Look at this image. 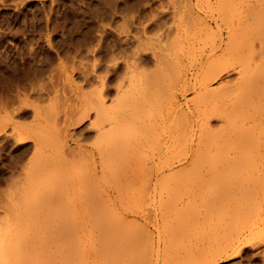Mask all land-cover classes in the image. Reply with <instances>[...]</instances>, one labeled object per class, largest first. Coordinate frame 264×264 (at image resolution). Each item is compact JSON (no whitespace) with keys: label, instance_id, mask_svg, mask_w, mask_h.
<instances>
[{"label":"rangeland","instance_id":"374dc122","mask_svg":"<svg viewBox=\"0 0 264 264\" xmlns=\"http://www.w3.org/2000/svg\"><path fill=\"white\" fill-rule=\"evenodd\" d=\"M187 4H188V2H186V0H179V1L178 0H0V197H1L0 198V264H114V263L115 264H124V263H126V261H124V260H126L125 255L127 254L126 253L127 251L125 250V253H126L125 254L123 252L124 250L122 251V248L124 249L126 247V245H128L127 248H130L131 244L129 243L130 244V246H129V244H127V243L130 241L132 243V240L133 241L135 240V242H133V246L131 249L133 252H131L130 249H128V252L131 253L133 256H134V253L137 252L135 254L137 256L136 259L137 260L139 258L142 259L141 261H139V263L136 261L137 263H135V264H140V262H141V264H144V263L145 264H161V263L162 264H168V263L169 264H180L181 262H182V264H196L198 261L199 262L197 264H206V261L204 263L203 257L205 259L206 256H204V255H206L205 253H207V249H209L208 248L209 247V245H208L209 244V240H208L209 239L208 238L209 230L207 229L209 227V225L207 223H209V222H207L208 219H206L208 217V213H207L208 209L206 210V208H204L205 206L208 208V206L204 202H206L208 194L209 193L211 194V191L214 192V190L215 189L218 190V188L220 190V189L224 188L225 185H227V183H229L228 185L230 186L231 181L229 182L226 179V176H224L222 179L223 180L226 179V181L220 180L221 182H223V183H221L222 185H220V181L218 179H216V178L213 179L212 177H208L206 173H203L205 169H202L203 172H201V174L199 173L198 176H197V174L201 169L199 171L196 170L194 172L190 171V170L188 172L187 169L185 172L184 170L183 171L179 170L178 167H175L174 170L168 169V170H166L162 173H159L157 175L158 179L159 178L160 179H159V181H156V185H158V186L155 185V191L150 189V188H152V186H150V188H148L146 190V188L149 187L148 185H153V183L150 181V178H149V176L151 174L146 173V172H145L146 175H144L145 174L144 172L139 174L138 173L139 170H138L136 172V175L138 173L139 177L136 178L134 176L136 170H133L134 173L131 172L132 170L131 171L128 170V173H126V174L128 175L130 173L129 178L131 180L130 181L131 184H129V182L126 183L125 181H124V183H126V185L127 184L131 185L130 188H133V191L129 190V191H127V193L131 191L130 193L133 195H131L130 193H128V194L126 193L128 195V198L126 197L127 200L125 199L126 201H123L122 204L110 205V203L109 204L108 203H106V204L102 203V204H97V205L92 204L93 206H91L90 204H86L84 202H82V203L78 202L77 203V202L73 201L74 202L73 203L70 201L68 203V201H66L67 204L64 202L63 204L62 203L61 204L60 203H57V204L54 203V205H53V203L50 204L49 202H40V201H36L34 199H33V202L32 201L26 202L27 200L22 202L23 200L19 201V199H17V198H16L17 200H15L16 203L13 202L14 201L13 196H16L18 194H19L18 197L19 196L24 197V194H26L27 198L30 195L32 198L34 196H35L34 198H37L36 197L37 193H39L38 195L41 196L44 193H48V192L50 193L51 191H54L53 189L58 187V186H56V184L57 185L60 184L59 185L60 187L62 185H64V183L57 182L58 179L60 178V174H59L60 168L56 163L55 164H53V163L48 164L49 166H47V167L50 169V171L48 168H46L45 172L41 173V174L40 173L38 174L34 171L35 170L34 167H36L39 164L36 162H40V160H39V156H36L35 154H33L34 148L32 149V147H34L33 146V144H34V139H33L34 135L33 134L35 131H36L35 134H37V135H39L37 132H41L40 133L41 137H43L45 135L43 137L45 144L43 141V143H42L43 145H41L40 148L38 149L40 151V153H41L42 149H43V151H45V149L48 150L49 146L50 147H51V145L55 146V144H54V143H56V142H54L55 139L52 138V137H54L53 136L54 134L50 135L49 132L51 133L52 131L50 130V128L46 129V127L48 126V124H51L53 122L51 120H54V118L56 116H58V117L63 116L62 118H64L65 117L64 115L68 114L71 110V109H68L70 107L69 105H71L70 108L74 107L76 109L81 110L80 113H83L82 111L85 110V109L83 110L84 106H87L86 110L89 106L90 110L89 109L88 110L90 112H89L88 117L86 116V118H83V120L79 118L80 119L79 122L76 123L75 125H71V127L69 129H71L70 132H72V130H73L75 138L79 139V142L81 144H85V145L90 146V147H92V145L95 144L96 141H94V140H97V137H96L97 128H95V126L97 125V123L93 124L94 122H90V121H95V118H94L95 114H93L95 112H93V110H91V105L92 104L94 105V103L97 102V100L95 98L97 96V95L95 96V94H96L95 91L101 89V88H99V86L101 83L100 81L103 80L102 77H105L103 82H105V84H106V88L102 90V91H104L103 96H106L105 98L102 96V98H104L107 102L105 105L109 106V104H110V105H114V106L117 105L118 106L119 104L121 105V103H124V102H121V103L119 102L116 104L117 100L119 101L117 95L120 96V94L124 93V92H122V90L125 91L126 87L130 86L129 85L130 83H128L129 86H124V84H125L124 81L126 82L125 85H127V82H130L129 76H126L127 72H125V71L128 70V67H127V65L129 66L128 63L133 62V60H134L133 57H135V60H136V62H133V63L140 65V66L136 65L137 70L139 71L142 69L143 72L145 71V73H147L148 71L151 72L152 70H154V68H155V71H157V68H156L157 65H155V63H156V59H158V55L156 54V56H157V58H156L153 55L154 52L160 53V55L165 56V58H168L171 56L170 58H168V59H170V62L172 63L175 60L176 62H175V64L173 63V65H176L178 63L174 67L181 66V67H179V69H181V68L185 69L186 67H187V69H191L190 68V67H192L191 64L194 63V61H195L194 59H195V57L197 58L198 55L195 51H191L189 49H188L189 51L193 52V55L191 54L192 57L188 55L191 52L189 53V51L187 50L188 47H186L187 46L186 41L189 38L194 36V34H193L194 31L196 32V33L195 32L194 33H195V35L197 34L198 39H201L206 35L208 36L209 34L205 35L204 32H203L204 36H203L202 32L200 33V30L202 28L201 24H203V22L201 21V18H202V20L205 19L206 16H208L209 18H212L213 15H218L217 13L218 12L220 13V11L222 9L220 8L221 6H219V3L217 4L215 2V0H213V1L212 0H206V1L205 0H193V2L191 4H188V6L192 5L191 8H193L192 14L189 15L190 13L184 12L187 9H189V7L186 6ZM217 6L219 7L220 11H218ZM180 10H182V13L180 12ZM189 11H190V9H189ZM175 12L176 13L180 12L181 13V14H179L180 16L179 15L177 16V14H175ZM193 13H194V15H193ZM186 14H188L189 16ZM174 15H176V17ZM195 16L196 17L198 16V17L194 18ZM178 17H181V18L179 19ZM198 18L200 20L197 21ZM209 18H206V19H209ZM178 19H179V21H178ZM194 19H196V21ZM198 22H199V24H198ZM199 26H200V29H199ZM162 27H164V28H162ZM197 30L199 31L198 33H197ZM170 31H172V32H170ZM174 31H175V33H174ZM188 32H189V34H193L192 36L190 35L189 38L187 37L189 35ZM199 34H200V36H199ZM169 35L172 38H170ZM185 37H187V38H185ZM212 37H214V36L212 35ZM204 38L207 39V37H204ZM209 38L207 40H205L207 42V45L210 44L209 42H211V40L213 41V39H211V38L209 39ZM135 39H137L140 42L135 41ZM175 39L177 41L175 42V44H173ZM185 39H186V41H185ZM263 39H264V37H263ZM141 41H142V43H141ZM143 41H144V43H143ZM167 41H168V43H167ZM170 41H172V42H170ZM200 41H198V44L196 43V45L199 46V44L202 43L201 47L207 46V45H203V42H205V41H203V40H202L203 42L202 41L200 42ZM176 43L179 45H177ZM168 44H169V46H172L174 48L169 47ZM160 47H161V49H160ZM176 47L177 48L182 47L183 50H182V48H181V50L178 49V53L176 52V54H175V51H177ZM263 48H264V45H263ZM247 49H249V48H247ZM192 50H194V49H192ZM256 50H257L256 52H258V47ZM134 51H135V54H134ZM130 52H131V54H130ZM132 55H133V57H132L133 60L131 59L132 61L129 62ZM178 55L180 56L179 57L180 59L177 57ZM256 55H259V56H256L257 60L255 63H257L260 60L259 63H263L261 65L264 68V62L261 61L262 58H263L262 60L264 61V55L261 54L262 58H261L259 53ZM193 56H195V57L193 58ZM174 57H176L177 59H175ZM171 59H172V61H171ZM190 59H192L193 62H191ZM178 60H180V61L178 62ZM157 63H158V61H157ZM218 63H221V62L218 61ZM218 63H216V65H218ZM184 64H186L185 67H184ZM261 65L258 67L260 70L262 68ZM125 67H127V68H125ZM138 67H140V68H138ZM146 67H147V69H146ZM258 68H257V74L260 73V70ZM177 69H178V67H177ZM177 69L175 68L174 70H177ZM231 70H233V69H231ZM231 70L227 71V72H229V74L227 72L223 71V73H221V75L218 78L212 80L209 83L210 88L211 87H213L214 89L216 88L217 90H220L222 93L219 91L220 93L218 92L217 94H214V97L213 96H212V98L208 97L209 102L208 101L205 102V100L207 99L206 97H205L206 99H202V101H201V98H199V100H197L198 103L201 101V103L204 104V102H205L204 105L207 106V107H205L206 109L211 107V108H209V109H211L210 111H209V109L207 110L208 112L216 110L215 111L216 114H214L213 118L210 119L209 125H208L209 127L211 125L213 127V128L211 127L212 128V132H211L212 134L210 132H208V136L206 135L207 133L205 134V136L209 137V139L211 138L210 139L211 141H209L207 143L205 142L206 149H205V147H204L205 150L202 148L203 149L202 153H205V152L207 153V151H209V150L211 152L216 153L217 151L215 149L221 150V152L224 151V153H225L227 150V149L225 150V148H228V146H229V148L234 149V150L229 149L228 151L237 152V153H238V151H245L247 148H246V146H243V145H247V144L246 143H244V144L240 143L241 140H243V138L245 139L244 142L247 140H248L247 143L249 142L247 147L249 146V144H251L250 147L253 146V148L255 149V147H257V146H254L256 142H257L256 145H258V146L260 145V142H262L264 145V137H263L264 136V134H263L264 133V120L259 121V123H257L258 121L254 122V123L252 121H245L244 120L245 123L242 121V116L244 117L246 111L244 112V110H243L244 108H240L239 105H237L239 103H237L236 99H234V96L240 91V88H239L240 85L239 84L237 85L239 89L235 85V83H236L235 80H236V78L240 77V75L238 73L235 75L236 71H234L232 73ZM96 72H97V74H96ZM141 72H140V75L143 76L144 73H141ZM261 72H262L261 76L263 77L264 76V70L262 69ZM255 73H256V71H255ZM123 74H125V75H123ZM98 75H99V77H97ZM120 75H121L122 79H121ZM252 75H253V73H252ZM83 76H85V78ZM138 76H139V74H138ZM201 76H204V75H200L199 78ZM127 77H128L127 80H129V81L126 80ZM262 77H260V78L263 79ZM100 78H102V79H100ZM227 78L229 80H226ZM230 80H232L235 83H233L232 81L228 82ZM119 81H121V82H119ZM175 82H177V81H175ZM227 83H229V84L231 83L233 86V90L235 89L236 91L235 90H234L235 92L232 90L230 91V89H232V88H229V89H226V91H225L226 93L224 94L223 89L222 90L218 89V88H221L222 85L227 84ZM173 84H174V87L176 86V90H174V88L172 90L175 91L177 94H179L177 99L180 98L179 99L180 101H183V99H186V100L190 99L191 100L192 98L193 99L195 98V94H194L195 91L194 90H190V91L186 92L185 96H182V95H180L181 92H179V90H178L179 85H177V83H174V82H173ZM119 85H120L121 89H120ZM122 86H124V87H122ZM118 87H119V89H118ZM123 88H125V89H123ZM227 92L228 93L233 92L232 94L230 93L232 96H230V94H228L229 96L226 95ZM239 93L237 95H239ZM241 94H242V92H241ZM226 96H227V98H225ZM236 96H235V98H236ZM51 97H53V99ZM123 97H124V95H123ZM123 97L122 96L119 97V98H121L120 99L121 101H122ZM202 98H204V97H202ZM230 98H231V101H229ZM47 99H49V100H47ZM94 99L96 100V102H94ZM105 100H104V102H105ZM111 100H113V101L116 100V101L113 102ZM124 100H125V98H124ZM224 100L225 101L228 100V104H226L224 102ZM216 104H217V107H216ZM218 104L220 105L221 108L219 107ZM36 105H37V107L39 106L40 109L37 108ZM123 105H125V104H123ZM224 106H226V108H223ZM251 106H252V104L250 106L248 104L247 106H242V107H245L246 108L245 110L249 111L248 112V114H249L251 109L253 110V108H251ZM34 107H36L37 109ZM55 107H56V109H55ZM78 107H80L82 109H80ZM227 107L229 109L231 108L230 110L232 112L230 110H229V112L226 111L229 113V116L228 115H227L228 117L225 116V118H228L227 120L226 119L225 120L226 121L229 120V121H228V123L225 122V124H224L223 119L219 118V116L217 117L216 115L219 114L217 111L221 110L222 108L224 110L225 109L227 110ZM252 107H254V106H252ZM43 108H44V110H43ZM213 108H214V110H213ZM218 108H220V109L218 110ZM45 109L47 112L45 111ZM47 109L48 110L50 109L52 113L50 114L49 113L50 110L48 111ZM62 109L64 111H62ZM241 109H242V112L244 115H242L241 112L238 113ZM262 109H264V108L262 107ZM37 110L39 111V113ZM79 110H75V109L72 110L71 112H72L73 116L74 115L76 116V114H74V113L78 114ZM66 111H67V113L64 114ZM221 111H220V113H223V110H221ZM32 112L33 113L35 112V113L32 114ZM45 112L47 113V115ZM262 112H260V114ZM193 113H194L193 117L192 116H190V117L192 120L195 116V118L192 121L196 123V121H197L196 111ZM213 113L214 112H212V114ZM41 114H43L44 116ZM54 114H56L55 117H54ZM34 115H36V117ZM50 115L52 116V118H50V120H49ZM225 115H226V113H225ZM240 115H242V116H240ZM11 116H12V118H10ZM39 116H41V117H39ZM46 116H48V117H46ZM262 116H264V113ZM8 118H9V120H8ZM46 118H48V119H46ZM35 119H36V121H35ZM178 119L180 122H182V121L184 122V120H185L184 119L181 121L182 118H178ZM219 119H222V121ZM74 120H75V118H74ZM74 120H73V122H74ZM77 120H78V118H77ZM77 120H76V122H77ZM240 121H242L241 124H243V126L240 124ZM30 122H32V123H30ZM39 122L42 123L43 126ZM47 122H49V123H47ZM250 122L254 124L253 125L254 127L250 126L249 130L250 129L251 130L249 131L248 128H246V126H249ZM35 123H39V124H35ZM90 124H92V125H90ZM250 125H252V124H250ZM12 126L17 127V128L13 129ZM28 126L31 129L28 128ZM40 126H42V127L40 128ZM221 127H222V129H221ZM240 127H242V128L240 129ZM243 127H244V130L246 129L245 133L243 131ZM195 128H198V126L195 125L194 129ZM258 128L260 129L259 132L256 131ZM39 129L40 130L43 129V130L40 131ZM223 129H225L224 132H222ZM254 129H255V131H254ZM208 130H210V129H208ZM241 130H242V132H241ZM261 130H263V131H261ZM43 131L44 132L46 131L47 134H45ZM219 132L221 133V135ZM237 132H238V134H237ZM213 133H215L216 135H214ZM255 133H257L259 136L256 135ZM80 134H81V136H80ZM240 134L242 137L238 136ZM245 134H246V138H245ZM15 135L18 138H16ZM20 135H22V137H20ZM93 135H94V137H93ZM187 135H188V133L183 135V136H187ZM212 135H213V138H212ZM252 135H254V136H252ZM49 136H51L50 139H49ZM110 136L108 137L109 139H110ZM155 136H157V135H155ZM181 136H182V133H181ZM222 136L224 138H226V140L228 137V140H230V141L227 140L228 142L226 141L227 143H225L224 142L225 140L223 139ZM47 138H48V140H45ZM105 138L107 139V136L103 137L102 139L104 140ZM217 138L219 140H221V139L223 140V141H219L220 145L218 147H220V146L223 147V146H225L224 144H227L225 148H221V147H220V149H218V147L216 148L217 145L215 142L217 141L216 140ZM235 138H236V140H235ZM52 139H53V141H52ZM183 139H184V137H183ZM254 139H256V142ZM156 140L157 139L155 138L154 142H156ZM208 140H206V141H208ZM233 140H235V141H233ZM238 140H239V143L241 144V145L238 144L239 147L243 146V147H245L244 148L245 150L243 149V147L242 148L240 147L241 149L238 150L239 149L238 146L235 145V143ZM104 141H107V140H104ZM183 141H184V144H186V141L185 140H183ZM183 141L181 140L179 143L183 144ZM212 141H215L214 142L215 144L211 143ZM72 142L73 141L71 140L70 143L73 146L74 144ZM89 142H91V143H89ZM157 143H159V142H157ZM160 143H162V142L160 141ZM160 143L157 145L155 144V146L154 145L152 146V144H151V146H149V147L152 148V149L150 148L151 150L155 151L156 147L158 145H160ZM179 143H177V144L175 143V145H177L176 147L178 149H175V151L173 153H170V155L172 157L168 154L167 158H166V156L159 158V159H162L161 160L162 163H166V164L168 163L169 164L170 162L177 160V158L181 154V151H183L184 147H186V145H184V144L179 145V147H178ZM208 143H209V146H208ZM210 143L213 144L214 146L212 145L213 147H211ZM230 143H232V144H230ZM233 143L236 147H234ZM262 143H261V145H262ZM203 145H202V147H203ZM147 146H146L145 152L150 153V151H149L150 149L147 151ZM209 147H211V148L208 149ZM214 147H215V149H214ZM27 148H29V149H27ZM92 148L94 149V146ZM212 148L214 150H212ZM236 148H237V150H236ZM26 150H27V152H25ZM253 151L254 150L252 149V147L250 148L249 152L246 150V152H248L249 154ZM40 153H38V154H40ZM241 153H243V152H241ZM150 155L151 154H149V156ZM173 155H176V156H173ZM19 156L20 157L23 156V157L20 158ZM35 157H36V159H35ZM50 157H52V155ZM50 157L48 156V158H50ZM18 158L20 159L21 162L19 161ZM85 159H87V160H85ZM91 159L93 161L92 156L90 158L89 155L86 158H82V157L79 158L80 161L78 160L76 163H74L76 165H74L72 167V170L69 169L70 171H68V173H70L72 171L70 174H74V173L77 174L78 172L80 174H82L86 170L88 172V169L90 171V168L93 169V164L92 165L90 164L92 162ZM159 159H157V161ZM146 161H150V160L147 159ZM159 163H160V160H159ZM175 163H177V162H175ZM85 165H87V166H85ZM82 166H85L86 168L89 167V168L86 169L84 167L85 170H83ZM90 166H92V167H90ZM112 168L116 169L115 167H112ZM112 168L109 167V169H111V170L108 169V172L112 171L113 170ZM177 169H178V171H177ZM22 172H24V173H22ZM34 172H35V174H34ZM114 172L112 174L111 173L109 174L106 171L105 172L106 175H104L105 178L106 179H110V178L114 179L116 177ZM118 172H120L121 176H122L123 170H122V172L120 170ZM195 172H197V173H195ZM131 173H133V175ZM126 174H125V176H126ZM190 174L194 175V177ZM202 174H203V176H202ZM35 175L38 179H36ZM107 175H110V176L112 175V177L109 178V176H107ZM113 175H115V177ZM236 175H238V174H236ZM118 176H119V180L123 181V178L125 176L123 175L124 177H121L122 179L120 178L119 173H118ZM140 176L141 177L143 176V177H142V179H139L140 180L139 181L138 178H141ZM204 176L206 178H203ZM145 177H147V178H145ZM198 177H199V179H197ZM228 177H230L229 179L232 180V176H230V174H229V176L227 174V178ZM238 177H240V176H238ZM105 178L101 179V181H102V182H100L101 184H105V182L107 181V180L106 181L104 180ZM129 178L128 179L126 178V179L129 180ZM148 178H149V180H148ZM236 178H234L232 180V182H234V184L238 183V181H239V180L237 181ZM195 179H196V181H195ZM203 179H206V180L209 179L210 181L207 180L206 182H203ZM30 180H32L31 181V182H33L32 184L28 183ZM146 180H147V182H146ZM214 180H215V182L218 180L219 183L216 182L217 183L216 184L215 182H213ZM108 181L111 182V179ZM144 181L146 183H149L148 181H150V183L146 184V183H144ZM198 181L201 182L200 183L201 186L198 185V188H197L195 186H197V184H199ZM208 181H209V183H207ZM235 181H237V182H235ZM210 182L211 183L213 182L212 185L214 188L212 187ZM83 183H84V185H86L85 181ZM87 183H89V182H87ZM96 183L98 185L100 184L98 182H96ZM106 183H108V182H106ZM260 183L263 184L264 182H262V180H261ZM144 184H146V188H145V186H143ZM228 185H227V187H228ZM231 185H233V183H231ZM18 186L20 187L21 191L19 190ZM135 186H137V187H135ZM138 186L139 187L141 186L144 191L142 189L140 191L141 187L139 188ZM206 186L207 187L210 186V187H212V189L209 190V189H207ZM216 186H218V187H216ZM259 186H260V184L258 185V188L260 189L259 194L256 195L255 198L258 197V199H262L264 197L261 198L262 195L260 196V193H262L261 190L262 189L264 190V188L262 185H261L262 188ZM52 187H54V188H52ZM127 188H128V186H127ZM135 188L140 193H142L139 198H141L143 196V194L146 193V194H144V197L147 195L146 197H148L149 201H147L148 199L146 197L145 198L147 200L145 199L146 200V202L144 201L145 204H143L144 202L142 201V200H144V199H142L144 197L141 198L142 200H139V201L136 200L135 201V197H137V199H139L138 194L140 195V193L136 192ZM137 188H139V189H137ZM160 188L162 190H160ZM194 188L196 189V191ZM25 189L27 192L25 191ZM34 189H35V191H34ZM156 189H158L157 190L158 192L156 191ZM191 189H192L193 193L194 192L197 193L196 196L194 194V197H193V193L191 192ZM199 189L202 190L203 194H202V192H200L201 190H199ZM14 190H15V192H14ZM16 190H19L20 192L16 191ZM148 190L151 191L150 194H147ZM171 190H172V193H171ZM216 190H215V192H217ZM23 191H25V192H23ZM30 191H31V194H30ZM153 191L155 193L154 195L152 194ZM4 192H5V194H4ZM16 192H17V194H16ZM206 192H208V193H206ZM21 193L23 195H20ZM28 193H29V195H28ZM73 193L74 192H72V194ZM156 193L157 194L159 193L158 196ZM190 193H192V194H190ZM198 193H199V195H198ZM129 195L131 196V198ZM134 195H136V196H134ZM151 195L154 198V200L152 199ZM191 196L195 199V202L198 203L199 205L194 202V199L191 198ZM31 197H29V199ZM167 197H169V198H167ZM199 197L201 199H199ZM11 198H13V201H11ZM255 198L253 197L254 200H252V202L256 203L255 204L256 207L254 206V204H252L253 206L251 205V203H252L251 201H249L250 205L249 204L248 205L250 207H253L256 209L257 204H258V207L260 208L259 210L261 211V209L264 208L263 207L264 201H263V203H261L262 201L258 200V201H260V203H257V201H255V200H257V198L256 199ZM151 199H152V202H151ZM170 199H171V201L172 200H175V201L171 202ZM188 199H191V200H188ZM204 199H205V201H203ZM196 200L197 201L199 200L200 202L199 201L197 202ZM262 200H264V199H262ZM191 201H192V203H191ZM189 203L191 206H189ZM185 204L186 205L188 204V205L186 206ZM88 205H90V206H88ZM182 206L183 207L185 206V207L182 208ZM94 207H96V208H94ZM147 207L150 209H148ZM158 207H160V208H158ZM168 207H170V209ZM171 207H173V209ZM174 207H176V208H174ZM179 207H181V208H179ZM187 208H188V210H187ZM198 208H200L199 209L200 211L198 210ZM255 209H254V211L256 212L257 209L256 210ZM182 210H183V212H182ZM185 210H187V211H185ZM248 210H249V208H248ZM167 211H168V213H167ZM176 211L179 213H177ZM249 211H251L252 214L248 213L250 216L249 217L247 216V217H248V219L250 218V220H251V216L255 215L256 213L253 212L251 209ZM139 213H141V214H139ZM196 213H198V215ZM147 214H150V215H147ZM200 214H202L203 217L205 214L206 215L203 218V217H201L202 215H200ZM187 215H188V218H187ZM189 215H191L194 219H192V218L190 219L191 216H189ZM142 216H144V217H142ZM147 216H148V218H147ZM166 216L168 218H166ZM184 216H186L185 219L187 218L186 220L189 224L187 222H185L186 220H184ZM194 216L195 217L198 216V217H196L198 219H196ZM131 217L133 218V220H134V218H135V220L137 219V221H136L137 224H136L135 220H134L135 223H133V220H131L132 219ZM201 218H202V220L204 219L203 222H202ZM128 219H129V221H128ZM148 219H149V221H148ZM130 220L132 221L131 223H129ZM190 220H191V222H190ZM193 220L197 221V222H194ZM241 220H242V223H241L242 225H243V223L244 224H248V223L251 224L250 222H248L250 220H245V217H244V219H241ZM252 220H253V218H252ZM252 220H251V222H252ZM165 221H167V222H165ZM244 221L248 222V223H245ZM127 222L129 223V225ZM146 222H147V224H146ZM142 224L143 225L145 224V225L143 226ZM238 224H239V222H238ZM132 225H134V226H132ZM179 225L181 226V228L179 227ZM66 227L71 228L69 230L70 233H68L69 231L67 229H66V231H68V232H66V231L64 232V229ZM75 227H76V229H75ZM146 227H148V228L146 229ZM162 227L164 230L162 229ZM176 227H177V229H176ZM92 228H93V230H92ZM156 228H157V230H156ZM135 229H137V230L133 232V230H135ZM173 229L175 230V232ZM199 229L200 230L202 229V230L199 231ZM146 230H147V232H146ZM131 231L133 233H135L136 235L135 234L132 235ZM151 231L153 234H151ZM171 231H173L174 233ZM192 232H193V234H192ZM127 234L128 235L131 234L130 237H128ZM147 235H149V236H147ZM171 235H172V237H171ZM196 235H197V237H196ZM131 236H133V239L131 238ZM145 236L147 237L146 239H145ZM175 236H177V237H175ZM200 237H202V238H200ZM125 238H127V239H125ZM128 238H129V241H128ZM174 238H175V240H174ZM206 238H208L207 239L208 241H206ZM147 239H149V240L147 241ZM178 239H180V241ZM150 240H151V242L149 243ZM188 240L190 242V245H188L189 242H186ZM166 241H168V242H166ZM168 243H170V244H168ZM196 243H197V245H196ZM147 245H149V246H147ZM163 245H164L165 250L163 249ZM181 245H182V247H181ZM187 245H188L187 248L184 247V249H182L183 246H187ZM198 245L199 246L201 245L202 247L201 246L199 247ZM150 246H152V247H150ZM177 246H179L178 247L179 250H178ZM134 247L136 248V250ZM140 247H142V248H140ZM189 247H190V250L189 251L187 250V252H190L189 253L190 255L186 252V249H188ZM139 248L141 251L140 250L138 251ZM145 248H147V249H145ZM194 248H196V250ZM174 249H176V250H174ZM197 249H198L200 254L195 253V252H198ZM142 250L144 251V253ZM149 250L152 251L151 255H149L150 254ZM164 252H165V254H163ZM192 252L194 254H196L197 257H196V255H195V257L192 256V254H191ZM202 252H203V254H202ZM185 253H187V254H185ZM171 254H172V256H171ZM176 254H181V255L183 254V255L182 256L179 255V257H178ZM143 255L146 257L147 256H149V257L146 258ZM185 255H186V257H185ZM198 255H200V256H198ZM163 256H165V257H163ZM155 257H157V258H155ZM241 257H243V258H241ZM241 257H237L238 259L234 258V259L228 260L229 262L226 261V262L221 263V264H264V259L253 260L251 258L246 257L245 255H243ZM117 258H118V260H117ZM173 258L175 260H173ZM180 258H181V260H184V261H179ZM186 258H187V262H186ZM164 259H165V261H164ZM116 261L118 263H116ZM162 261H164V262H162Z\"/></svg>","mask_w":264,"mask_h":264},{"label":"bare ground","instance_id":"6f19581e","mask_svg":"<svg viewBox=\"0 0 264 264\" xmlns=\"http://www.w3.org/2000/svg\"><path fill=\"white\" fill-rule=\"evenodd\" d=\"M179 1V0H178ZM206 1V0H205ZM213 1V0H212ZM186 2H188V4H191L193 2V0H186ZM215 2L218 4L219 3V6H221L220 8L222 9L220 11L219 7H218V11H220V13L218 12L217 14L218 15H213L212 18H209L208 16H206V18H209V19H203L201 18V21L203 22V24H201L202 28L200 30V33L204 32V34H209L208 36H203L204 37H207V39L210 37L211 39H213V41L211 40V42H209L210 44L207 45V42L203 36V38L201 39H198L197 37V34L195 35V33L193 32L194 36L189 38V36L193 35V34H189L188 32V40L186 41L187 43V50H191V51H195L197 53V58L195 56H193V58L195 57V61L193 64H191L192 67H190L191 69H187V67L185 69L181 68L179 69V67L181 66H177V67H174L176 65H173V63L175 64V60L171 63L170 62V57L168 58H165V56H162L160 55V53H153V55L157 58L156 54L158 55V59H156V63L158 61V63L155 65H157V71H155V68L154 70H152L151 72L148 71L147 73H145V71L143 72V70H137L136 68V65L138 64H135L133 62H136L135 60V57H133V55L131 56L130 61L133 60V62L131 63H128L129 66L127 65L128 67V70L125 71L127 72V75L126 76H129V80L130 82H127V85L126 82L124 81V86H129V87H126L123 88L125 89L122 90V94H120V96L124 97L122 98V101L120 100L121 98H119L120 96L117 95L119 101L117 100L116 104L117 103H121V102H124V103H121V105L119 104L118 106H114V105H110L107 106L105 105L107 102L106 100L104 99L106 96H103L104 95V91H102L103 89L106 88V84L104 81L105 77H102L103 80H101L100 82V86L99 88H101L100 90H97L95 91V98L97 100L94 99V105L92 104L91 105V110H93V114H95V121H90V122H94L93 124H96L97 125L95 126V128H97V133H96V137H97V140H94L96 141L95 144H91L92 147L94 146V149L90 146H87L85 144H81L79 142V139L75 138L74 136V133H73V130L72 132H70L71 129H69L71 127V125H75L76 123L79 122L80 119L83 120V118H86V116L88 117L89 115V106L86 110V107L87 106H84L83 110L82 111L83 113H80L81 110L79 109H76L74 108L75 110H79L78 111V114L77 113H74L76 114V116L72 114V110H74L73 108H70L71 105H69L67 108L68 109H71L70 112L68 114L67 111L64 113L66 115H64L65 117L62 118L63 116H56V114H54V120H51L53 121L51 124H48V126L46 127V129L50 128V130L52 131L51 133L49 132V134L53 135L54 137H52L53 139H55L54 143L55 146L51 145V147L49 146L48 147V150L45 149V151H43V149L41 150V153L40 151L38 150L40 148L41 145H43V137H41V132H37L39 135L35 134L34 132V144L32 147V149L34 148V153L36 156H39V160L40 162H36V163H39L35 168V172L36 173H44L46 168H48L47 166H49L48 164L50 163H53V164H57L60 168V178L58 179L57 182H61V183H64V185H62L61 187L59 185L56 184V187L55 189H53L54 191H51L50 193H44L42 194L41 196L38 195L39 193L36 194V197L37 198H32L31 195L29 197H31L29 199V197L27 198V195L24 194V197L23 196H19L16 195V196H13L14 197V201H13V198H11V201L15 202V200L19 199V201L23 200L22 202H24L25 200H27L26 202H33V199L36 200V201H40V202H49L50 204L53 203H66V201H68V203L71 201H75V202H79V203H86V204H90L91 206L93 205H97V204H106V203H110V205H114V204H122L123 201H126V197L128 198V192L129 190H132L133 191V188H130L131 185V180H130V176L129 174L127 175L126 173H128V170L133 172V170H136L135 171V177H139L138 173L141 174L142 172H146V173H149L151 174L149 176L150 178V181L153 183V185H148L149 187L146 188V184H149L150 181H148L149 183H146L144 181V184L143 186H145L146 190L148 188H150V186H152V188H150L151 190H154L155 191V185H156V181H159L158 179V174L159 173H162L168 169H171V170H174L175 167H178L179 170H184L186 172V169L190 171H196V170H200L197 174V176L199 175V173L201 174L202 169H205L203 173H206L208 177H212L213 179L216 178L218 179L219 181L223 180L222 178L224 176H226V179L231 183H233V185H231L230 183V186L228 185L229 183H227V185H225L224 188L220 189L218 188V190H216L217 192H214L211 191V194L209 195L208 194V197L206 199V203L208 208L205 206L204 208H206V210L208 211V217L206 219H208L207 223L209 225V227L207 228L209 230V236L208 238H206V241L209 240V249H207V253H205L206 256L205 259L203 257V260H204V263L206 261V264H221V263H224L228 260H231V259H234V258H237V257H241L243 255H245L246 257L248 258H251L253 260H262L264 259V208L261 209V211L259 210L260 208L258 207V204H257V211L255 212L253 207H250L249 205V201L252 202L253 197L255 198L256 195L259 194V188H258V185L260 184L259 187L264 188V183L261 184V180L262 182H264V145L262 142H260V145H256V139L255 140V145L254 146H257L255 147V149L252 147V149L254 150L253 152H251L250 154L248 153L250 151V145L247 147L248 143L247 141L244 142V138L243 140H241L240 143H246L247 145H243V146H246V150L248 152H246V150L244 149L245 147L243 146H240L241 148L243 147V149L245 151H238L237 152H232V151H228L229 149V146L228 148H225L227 144H223L225 146L221 147V148H225L226 152L224 153L221 152V150H217L214 149L218 152L214 153V152H211L210 150L207 151V153H202L204 147L206 149V146H205V142H209L211 141L209 139L208 136V132H212V125L209 127V121L211 118H213V115L216 114L215 111H211V112H208L207 110L211 107H209L208 109H206L204 104L205 102H207L209 100V98H212V96L214 97V94H217L220 90H217L216 88L214 89L213 87L210 88V82L216 78H218L221 73L224 72H227L228 70L232 71V73L234 71L235 72V75L238 73L240 75V77L236 78L235 82H233L232 80L228 81V82H233L235 83V85L237 86L238 84L240 85L239 88H240V91L241 92L239 93V95H236V98L234 96V99H236V102L239 103L237 105H239L240 108H244V112L246 111L245 115L243 114L242 112V109L238 112V113H242V115H244V117L242 115V121L244 122L245 121H252L253 123L254 122H257L259 123V121H263L264 120V116L263 113H264V109H262V107L264 108V76L262 77V72L261 70L263 68V66L261 64L263 63H259V61L257 63L256 60V56H259V55H256V54H261L264 55V48H263V37H264V0H215ZM179 3V2H178ZM188 4L186 5L187 7H189V9H185L186 11H184L185 13H190L189 15L192 14V9L191 6L192 5H189ZM215 4V3H214ZM176 5V4H175ZM178 5V4H177ZM195 5V4H194ZM185 6V5H184ZM185 6V7H186ZM216 6V5H215ZM216 7V8H217ZM181 8V7H180ZM177 12V11H176ZM177 16L179 14L182 13V10H180V12L176 13ZM216 12V11H215ZM196 14V13H195ZM213 14V13H212ZM211 14V15H212ZM185 15V14H184ZM188 15V14H186ZM188 15V16H189ZM194 15V13H193ZM197 15V14H196ZM176 17V15H174ZM180 16V15H179ZM182 17V16H181ZM181 17H178L179 19ZM185 17V16H184ZM198 17V16H197ZM196 16L194 18H197ZM173 18V17H172ZM191 18V17H190ZM178 19V21H179ZM189 19V18H188ZM193 19V18H192ZM174 20V19H173ZM196 21V19H194ZM200 20L199 18L197 19V21ZM194 21V22H195ZM181 22V21H180ZM165 23V22H164ZM167 23V22H166ZM199 24V22H198ZM129 28V27H128ZM164 28V27H162ZM170 28V27H169ZM199 29H200V26H199ZM198 29V30H199ZM167 30V29H166ZM165 30V31H166ZM191 30V29H190ZM197 30V33L199 32ZM130 31V30H129ZM176 31V30H175ZM174 31V33H175ZM127 32V31H126ZM172 32V31H170ZM132 33V32H131ZM179 33V32H178ZM134 34V33H133ZM173 34V33H172ZM171 34V35H172ZM211 34V35H210ZM135 35V34H134ZM133 35V36H134ZM212 35L214 37H212ZM160 36V35H159ZM170 36V35H169ZM175 36V35H174ZM196 36V37H195ZM200 36V34H199ZM185 37V38H187ZM195 37V38H194ZM170 38H172L170 36ZM198 40H197V39ZM209 38V39H210ZM167 39V38H166ZM174 39V38H173ZM171 40V39H170ZM180 40V39H179ZM205 41L203 42V45H207V46H202V43L198 45H196V43L198 44V41ZM135 41H138L137 39H135ZM173 41V40H172ZM170 41V42H172ZM177 40L175 39L174 43L176 42ZM200 41V42H201ZM140 42V41H138ZM180 42V41H179ZM199 42V43H200ZM142 43V41H141ZM144 43V41H143ZM168 43V41H167ZM205 43V44H204ZM140 44V43H139ZM138 44V45H139ZM171 44V43H170ZM177 44V43H176ZM181 44V43H180ZM263 44V45H262ZM143 45V44H142ZM179 45V44H177ZM135 46V45H134ZM169 46V44H168ZM176 46V45H175ZM182 46V45H181ZM198 46V47H197ZM169 47H172V46H169ZM178 47V46H177ZM176 47V50L175 51V54L176 52L178 53V49L181 50V48H177ZM257 47H258V52H256L257 50ZM134 48V47H133ZM174 48V47H172ZM171 48V49H172ZM249 48V49H247ZM135 49V48H134ZM161 49V47H160ZM159 49V50H160ZM164 49V48H163ZM169 49V48H168ZM194 49V50H192ZM175 50V49H174ZM179 50V51H180ZM183 50V48H182ZM188 50V51H189ZM136 51V50H135ZM135 51H134V54H135ZM189 51V53L191 52ZM153 52V51H152ZM159 52V51H158ZM165 52V51H164ZM169 52V51H168ZM194 52V53H195ZM129 54V53H128ZM131 54V52H130ZM137 54V53H136ZM166 54V53H165ZM174 54V55H175ZM193 55V52H191L190 54H188L189 56L192 57ZM168 55V54H167ZM166 55V56H167ZM183 55V54H182ZM152 56V55H151ZM153 56V57H154ZM161 56V57H160ZM176 56V55H175ZM133 57V58H132ZM178 58L180 57L179 55L177 56ZM187 57V56H186ZM126 58V57H125ZM129 58V57H128ZM175 59H177L176 57H174ZM192 58V59H193ZM259 58V57H258ZM262 58V56H261ZM132 59V60H131ZM153 59V58H152ZM180 59V58H179ZM191 60V62H193ZM263 59V58H262ZM261 59L262 62H264L263 60ZM172 61V59H171ZM180 60H178L179 62ZM218 61H220L221 63H218ZM155 62V61H154ZM216 63H218V65H216ZM180 64V63H179ZM183 64V63H182ZM186 64H184V67H185ZM220 65V66H219ZM262 66L261 70L258 68L259 66ZM140 66V65H138ZM183 66V65H182ZM125 67V68H127ZM143 67V66H142ZM154 67V66H153ZM152 67V68H153ZM189 67V66H188ZM88 68V67H87ZM124 68V69H125ZM140 68V67H138ZM150 68V67H149ZM177 69V70H174V69ZM257 68L260 70V73L257 74ZM147 69V67H146ZM258 70V71H259ZM124 71V70H123ZM142 71V72H141ZM154 71V72H153ZM256 71V73H255ZM140 72L141 73H144L143 76L140 75ZM253 75H252V73ZM95 73V72H94ZM229 74V72H227ZM251 73V74H250ZM97 74V72H96ZM126 74V73H125ZM123 74V75H125ZM139 74V76H138ZM227 74V75H228ZM122 75V76H123ZM200 75H204V76H201L199 78ZM224 75V74H223ZM85 78V76H83ZM99 77V75L97 76ZM121 77V75H120ZM124 77V76H123ZM222 77V76H221ZM231 77V76H230ZM260 77H262L263 79H261ZM100 78V79H102ZM229 78V77H228ZM226 79V80H229V79ZM97 79V78H96ZM122 79V77H121ZM120 79V80H121ZM128 79V77L126 78V80ZM225 79V78H224ZM231 79V78H230ZM127 80V81H129ZM177 81V82H175ZM218 81V80H217ZM224 81V80H223ZM91 82V81H90ZM121 82V81H119ZM174 83H177V85H179V92H181L180 95L182 96H185L186 92L190 91V90H194L195 91V98L193 99H183V101H180L178 98V95L175 91H173L172 89L174 88V90H176V86L174 87ZM128 83H130L128 85ZM220 83V82H219ZM226 83V82H225ZM105 84V85H104ZM122 84V83H121ZM176 85V84H175ZM109 86V85H108ZM107 86V87H108ZM122 86V87H124ZM232 84L230 83H227V84H224L221 86V88H218V89H223V92L224 94L226 93V89H229V88H232L230 89V91H234L233 90V86ZM120 87V85H119ZM118 87V89H119ZM178 87V86H177ZM98 88V89H99ZM129 88V89H128ZM238 88V86H237ZM238 88V89H239ZM109 89V88H108ZM121 89V87H120ZM96 90V89H95ZM127 90V91H126ZM121 91V90H120ZM236 91V90H235ZM234 91V92H235ZM221 92V91H220ZM219 92V93H220ZM222 93V92H221ZM231 94L233 92H230ZM227 92L226 95L230 94ZM106 94V93H105ZM230 94V96H232ZM241 94V95H240ZM102 96L104 98H102ZM116 96V95H115ZM229 96V95H228ZM204 97V98H202ZM207 99H206V98ZM209 97V98H208ZM53 99V97H51ZM125 98V100H124ZM184 98V97H183ZM199 98H201V101L202 99H206L204 104L201 103V101L198 103L197 100H199ZM227 98V96L225 97ZM229 98V97H228ZM107 99V98H106ZM116 99V98H115ZM233 99V98H232ZM238 99V100H237ZM49 100V99H47ZM105 100V102H104ZM113 101V100H111ZM116 100H114L113 102H115ZM231 101V98L230 100ZM209 102V101H208ZM224 102L226 104H228V100H224ZM112 103V102H111ZM114 104V103H113ZM125 104V105H123ZM194 104V105H193ZM221 104V103H220ZM225 104V105H226ZM249 104V106L252 104V107L253 110L251 109L250 113L248 114L249 111L245 110L246 108L245 107H242V106H247ZM219 105V104H218ZM241 105V106H240ZM194 106V107H193ZM257 106V107H256ZM37 107V105H36ZM34 107V108H36ZM44 107V106H43ZM83 107V106H82ZM115 107V108H114ZM213 107V106H212ZM215 107V106H214ZM216 107H217V104H216ZM220 107V105H219ZM230 107V106H229ZM27 108V107H26ZM33 108V109H34ZM39 108V106L37 107ZM36 108V109H37ZM60 108V107H59ZM80 108V107H78ZM221 108V107H220ZM218 108V110L220 109ZM223 108H226V106H224ZM221 109L223 110V113H220L221 110L217 111L219 114H217L216 116L219 118H222L223 119V122L225 124V122L228 123V121H226L228 118H225L229 116V109L227 107V110L225 109ZM35 109V110H36ZM40 109V108H39ZM53 109V108H52ZM56 109V107H55ZM65 109V108H64ZM82 109V108H80ZM89 109V110H88ZM233 109V108H232ZM44 110V108H43ZM48 110V109H47ZM50 110V109H49ZM48 110V111H49ZM61 110V109H60ZM59 110V111H60ZM211 109H209L210 111ZM214 110V108H213ZM260 110V111H259ZM38 111V110H37ZM46 111V109H45ZM62 111H64L62 109ZM196 111V123L193 122L191 120V117H193L194 113ZM228 111V112H226ZM231 111V110H230ZM263 111V112H262ZM36 112V111H35ZM34 112V113H35ZM42 112V111H41ZM47 112V111H46ZM45 112V113H46ZM58 112V111H57ZM212 112H214L212 114ZM222 112V111H221ZM226 115H225V113ZM232 112V111H231ZM252 112V113H251ZM260 112H262L260 114ZM32 112V114H34ZM39 113V111H38ZM49 113L51 114V110L49 111ZM48 113V114H49ZM61 113V112H60ZM148 113V114H147ZM236 113V112H235ZM22 114V113H21ZM37 114V113H36ZM62 114V113H61ZM82 114V115H81ZM91 114V113H90ZM224 114V115H223ZM232 114V113H231ZM43 115V114H41ZM47 115V113H46ZM80 115V116H79ZM228 115V116H227ZM13 116V115H12ZM12 116L10 118H12ZM36 117V115H34ZM44 116V115H43ZM51 116V115H50ZM49 116V120L50 118H52V116L50 117ZM78 116V117H77ZM236 116V115H235ZM41 117V116H39ZM48 117V116H46ZM233 117V116H232ZM33 118V117H32ZM75 118V120H74ZM78 118V120H77ZM80 118V119H79ZM178 118H182V120H184V122H180ZM241 118V117H240ZM44 119V118H43ZM48 119V118H46ZM178 119V120H177ZM222 119H219L222 121ZM226 119V120H225ZM230 119V118H229ZM9 120V118H8ZM74 120V122H73ZM77 120V122H76ZM91 120V119H90ZM225 120V121H224ZM236 120V119H235ZM36 121V119H35ZM38 121V120H37ZM50 121V122H51ZM179 121V122H178ZM242 121H240V124L242 123ZM7 122V121H6ZM10 122V121H9ZM46 122V121H45ZM222 122V123H223ZM32 123V122H30ZM40 123V122H39ZM39 123H35V124H39ZM49 123V122H47ZM81 123V122H80ZM245 123V122H244ZM247 123V122H246ZM253 123H249V126H246V128H248L249 130V127L250 126H253L254 124ZM256 123V124H257ZM263 123V122H262ZM13 124V123H12ZM34 124V123H33ZM42 124V123H40ZM223 124V125H224ZM252 124V125H250ZM261 124V123H260ZM50 125V126H49ZM92 125V124H90ZM198 126V128H195L194 129V126ZM243 126V124H241ZM240 125V126H241ZM248 125V124H247ZM263 125V124H262ZM17 126V125H16ZM43 126V124H42ZM40 126V128L42 127ZM45 126V125H44ZM77 126V125H76ZM214 126V125H213ZM260 126V125H259ZM13 127V126H12ZM74 127V126H73ZM88 127V126H87ZM212 127V128H211ZM254 127V126H253ZM256 127V126H255ZM3 128V127H2ZM14 128H17V127H13ZM28 128H30L28 126ZM45 128V127H44ZM85 128V127H84ZM188 128V129H187ZM190 128V129H189ZM242 127H240L241 129ZM31 129V128H30ZM29 129V130H30ZM37 129V128H36ZM182 129V130H181ZM210 129V130H208ZM222 129V127H221ZM239 129V130H240ZM253 129V128H252ZM19 130V129H18ZM23 130V129H22ZM40 130V129H39ZM43 130V129H42ZM40 130V131H42ZM84 130V129H83ZM225 129H223L222 132H224ZM246 130V129H245ZM245 130H244V127H243V131L245 133ZM247 130V131H248ZM251 130V129H250ZM249 130V131H250ZM259 128L256 130L259 132ZM15 131V130H14ZM13 131V132H14ZM38 131V130H37ZM188 133L187 136H183L185 134H187L186 132ZM193 131V132H192ZM214 131V130H213ZM216 131V130H215ZM255 131V129H254ZM263 131V130H261ZM19 132V131H18ZM27 132V131H26ZM33 132V131H32ZM44 132V131H43ZM96 132V131H95ZM240 132V131H239ZM242 132V130H241ZM240 132V133H241ZM257 132V133H258ZM20 133V132H19ZM25 133V132H24ZM45 134L46 131L44 132ZM181 133H182V136H181ZM207 133V134H206ZM220 133V132H219ZM230 133V132H229ZM243 133V134H244ZM248 133V132H247ZM257 133H255L256 135H258ZM15 134V133H14ZM107 134V135H106ZM111 136H110V135ZM205 134L207 136H205ZM212 134V133H211ZM214 135H216L215 133H213ZM238 134V132H237ZM242 134V133H241ZM240 135V137H242ZM249 134V133H248ZM252 134V133H251ZM264 134V133H263ZM25 135V134H24ZM78 135V134H77ZM95 135V134H94ZM93 135V137H94ZM110 136V139L108 138ZM157 135V136H155ZM221 135V133H220ZM16 136V135H15ZM47 136V135H46ZM81 136V134H80ZM79 136V137H80ZM107 136V139L105 138L104 140H107V141H104L102 138ZM205 136V137H204ZM218 136V135H217ZM224 136V135H223ZM222 136V137H223ZM228 136V135H227ZM226 136V137H227ZM244 136V135H243ZM249 136V135H248ZM254 136V135H252ZM259 136V135H258ZM257 136V137H258ZM263 136V135H262ZM261 136V137H262ZM20 137H22V135H20ZM19 137V138H20ZM51 136H49V139H50ZM78 137V136H77ZM92 137V138H93ZM207 137V138H206ZM225 137V136H224ZM223 139L225 140L224 142L227 143L228 141V137H227V140L226 138ZM237 137V136H236ZM256 137V136H255ZM264 137V136H263ZM262 137V138H263ZM12 138V137H11ZM16 138H18L16 136ZM155 138L157 139L156 142L155 141ZM212 138H213V135H212ZM216 138V137H215ZM221 138V137H220ZM233 138V137H232ZM238 138V137H237ZM245 138H246V134H245ZM21 139V138H20ZM26 139V138H25ZM52 139V141H53ZM84 139V138H83ZM96 139V138H95ZM102 139V140H101ZM208 141H206V140ZM258 139V138H257ZM261 139V138H260ZM17 140V139H16ZM45 140H48L45 139ZM73 141L72 143L74 144L72 146V144L70 143V141ZM183 141L185 140L186 141V144H184V141H183V144L186 145V147H184V150L181 151V154L179 155V157L177 158V160L175 161H172L170 162L169 164L167 163H162V159H159L160 157L162 158L163 156L167 158V155L170 153H173L175 151V149H178L175 145V143H179L180 141ZM214 140V139H213ZM218 142H217V141ZM215 141H212L211 143L215 144L216 143V148L220 145L219 141H223L222 139L219 140L218 138L216 139ZM236 140V138H235ZM233 140V141H235ZM259 140V139H258ZM262 140V139H261ZM260 140V141H261ZM19 141V140H18ZM51 141V140H50ZM82 141V140H81ZM88 141V140H87ZM160 141L162 143H160ZM227 141V142H226ZM159 142L160 145H158L155 149V151L151 150L152 148L149 147L154 145L155 144H159L157 143ZM204 142V143H203ZM215 142V143H214ZM48 143V142H47ZM50 143V142H49ZM88 143V142H87ZM91 143V142H89ZM210 143V144H211ZM239 143V140L235 143L236 146H238V150H240L241 148L239 147L238 144ZM259 143V142H258ZM262 143V145H261ZM44 144H45V141H44ZM182 143H179L178 144V147L179 145H183ZM204 144V145H203ZM211 144L210 146L213 147L214 145ZM232 144V143H230ZM47 145V144H46ZM45 145V146H46ZM148 145V146H147ZM203 145V147H202ZM213 145V146H212ZM229 145V144H228ZM234 145V143H233ZM234 145V147H236ZM241 145V144H240ZM53 146V147H52ZM146 146H147V151L149 150L150 153H146ZM208 146H209V143H208ZM47 147V146H46ZM175 147V148H174ZM182 147V146H181ZM180 147V148H181ZM211 147H209L208 149H210ZM220 147H218V149H220ZM232 147V146H231ZM26 148V147H25ZM45 148V147H44ZM203 148V149H202ZM29 149V148H27ZM204 149V150H205ZM212 148V150H214ZM249 149V150H248ZM231 150H234L233 148ZM237 150V148H236ZM21 151V150H20ZM29 151V150H28ZM33 151V150H32ZM38 151V152H37ZM43 151V152H42ZM130 151V152H129ZM153 151V152H152ZM27 152V150L25 151ZM209 152V153H208ZM211 152V153H210ZM240 152V153H239ZM243 152V153H241ZM246 152V153H245ZM29 153V152H28ZM37 153V154H36ZM40 153V154H38ZM176 153V152H175ZM25 154V153H24ZM149 154H151L149 156ZM52 155V157H50ZM87 157L89 155V157L93 158V161L91 159V165L93 164V169L90 168V171H89V167L86 168L85 166H82L83 167V170L84 167L86 169H88V172L87 170L85 172H83L82 174H80L79 172L77 174H70L68 173V171L72 170V167L76 164L79 158H86L85 156ZM177 155V154H176ZM176 155H173V156H176ZM34 156V155H33ZM48 156L50 158H48ZM171 156V155H170ZM20 157V156H19ZM23 156H21L20 158H22ZM31 157V156H30ZM122 157V158H121ZM172 157V156H171ZM121 158V159H120ZM174 158V157H173ZM19 159V158H18ZM26 159V158H25ZM36 159V157H35ZM89 159V158H88ZM150 160V161H146V160ZM157 159L160 160V163H159V160L157 161ZM28 160V159H27ZM87 160V159H85ZM145 160V161H144ZM164 160V159H163ZM174 160V159H173ZM12 161V160H11ZM20 161V159H19ZM80 161V160H79ZM167 161V160H166ZM21 162V161H20ZM165 162V161H164ZM177 162V163H175ZM35 163V164H36ZM17 165V164H16ZM15 165V166H16ZM79 165V164H78ZM29 166V165H28ZM53 166V165H52ZM71 167V168H70ZM92 167V166H90ZM112 168V167H115L116 169L112 168L113 170L108 172V169ZM49 169V168H48ZM70 169V170H69ZM26 170V169H25ZM32 170V169H31ZM111 170V169H109ZM120 170L122 172L123 170V173H122V176H121V173L120 172H116V171ZM127 170V171H126ZM139 170V172L137 173L136 175V172ZM50 171V169H49ZM75 171V170H74ZM107 171V173H113L114 171V174L116 175H113L114 179L110 178L112 177V175H107L109 176V178L111 179V182L108 181L110 179H106L104 175L105 172ZM125 171V172H124ZM178 171V169H177ZM26 172V171H25ZM34 172V174H35ZM180 172V171H179ZM195 172V173H197ZM24 173V172H22ZM28 173V172H27ZM51 173V172H50ZM54 173V172H53ZM85 173V174H84ZM117 173V174H116ZM118 173L120 175V178L121 177H124L125 174L126 176L123 178V181L122 180H119V176H118ZM125 173V174H124ZM133 173H131L133 175ZM143 173V174H144ZM146 173L144 175H146ZM182 173V172H181ZM142 174V175H143ZM148 174V175H149ZM194 174V173H193ZM227 174L229 176H232V180L234 178L237 179L238 183H235L232 182L231 179H229L230 177L227 178ZM235 174V175H234ZM238 174V175H236ZM37 175V174H36ZM35 175V177H36ZM55 175V174H54ZM124 175V176H123ZM131 175V176H132ZM164 175V174H163ZM192 175V174H190ZM196 175V174H195ZM234 175V176H233ZM28 176V175H27ZM38 176V175H37ZM41 176V175H40ZM106 176V177H107ZM194 177V175H192ZM203 176V174H202ZM236 176V177H235ZM240 176V177H238ZM56 177V176H55ZM141 177V176H140ZM143 177V176H142ZM141 178H138L139 179H142ZM148 177V176H147ZM145 177V178H147ZM57 178V177H56ZM105 178L104 180L108 183L105 182V184H101L100 182L101 179ZM108 178V177H107ZM118 180H117V179ZM129 178V180L127 179ZM132 178V177H131ZM148 178V180H149ZM203 178H206L205 176ZM239 178V179H238ZM262 178V179H261ZM36 179H38L36 177ZM46 179V178H45ZM52 179V178H51ZM122 179V178H121ZM134 179V178H133ZM144 179V178H143ZM199 179V177L197 178ZM211 179V178H210ZM215 179V180H216ZM223 180V181H226ZM235 179V180H236ZM137 180V179H136ZM145 180V179H144ZM193 180V179H192ZM202 180V179H201ZM209 180V179H207ZM206 179H203V182H206L207 181ZM215 180L213 182H215ZM216 181L219 183V181ZM23 181V180H22ZM21 181V182H22ZM32 180H30L28 183L32 184L33 182H31ZM54 181V180H53ZM85 181V184L84 185V182ZM124 181L126 183L129 182V184L126 185V183H124ZM140 181V180H139ZM196 181V179H195ZM210 181V180H209ZM209 181L207 183H209ZM212 181V180H211ZM220 181V185H222ZM227 181V182H228ZM235 181V182H237ZM19 182V181H18ZM17 182V183H18ZM55 182V181H54ZM56 182V183H57ZM89 182V183H87ZM100 183L99 185L96 183ZM142 182V181H141ZM212 182V183H213ZM215 182V183H216ZM27 183V182H26ZM25 183V184H26ZM27 183V184H28ZM66 183V184H65ZM97 185H96V184ZM199 184H197V187L198 188V185H200L201 182L198 181ZM211 183V182H210ZM211 183V185H212ZM125 184V185H124ZM192 184V183H191ZM217 184V183H216ZM215 184V185H216ZM24 185V184H23ZM160 185V184H159ZM209 185V184H208ZM219 185V184H218ZM262 185V186H261ZM16 186V185H15ZM25 186V185H24ZM30 186V185H29ZM32 186V185H31ZM128 186V188H127ZM134 186V185H133ZM158 186V185H156ZM201 186V185H200ZM199 186V187H200ZM19 187V186H18ZM137 187V186H135ZM139 187V186H138ZM141 187V186H140ZM139 187V188H140ZM207 187V186H206ZM213 187V185H212ZM212 187H207V189H212ZM218 187V186H216ZM15 188V187H14ZM54 188V187H52ZM130 188V189H129ZM137 188V189H139ZM214 188V187H213ZM128 189V190H127ZM142 187L140 188V191H141ZM195 189V188H194ZM19 190H20V187H19ZM19 190H16V191H19ZM136 190V188H135ZM143 190V189H142ZM158 189H156L157 191ZM160 190H162L160 188ZM201 190V189H199ZM198 190V191H199ZM263 190V189H262ZM260 193V196L261 198L264 197V190ZM5 191V190H4ZM21 191V190H20ZM19 191V192H20ZM26 191V189H25ZM23 191V192H25ZM35 191V189H34ZM38 191V190H37ZM74 192L72 194V192ZM144 191V190H143ZM154 191L152 192V194L154 195ZM196 191V189H195ZM197 191V192H198ZM2 192V191H1ZM15 192V190H14ZM13 192V193H14ZM27 192V191H26ZM137 193H140L138 190H136ZM151 191L148 190V193L147 194H150ZM158 192V191H157ZM191 192H192V189H191ZM202 192V190L200 191ZM127 193V194H126ZM133 193V192H132ZM144 193V192H143ZM162 193V192H161ZM167 193V192H166ZM171 193H172V190H171ZM193 193V192H192ZM190 193V194H192ZM208 193V192H206ZM5 194V192H4ZM17 194V192H16ZM30 194H31V191H30ZM131 194V193H130ZM142 193H140V195L138 194V198L141 196ZM146 194V193H144ZM144 194L142 197H144ZM157 194V193H156ZM159 194V193H158ZM157 194V196H158ZM194 194L196 196V192L193 193V197H194ZM203 194V192H202ZM3 195V194H2ZM7 195V194H6ZM20 195H23L22 193ZM29 195V193H28ZM34 195V194H33ZM38 195V196H37ZM133 195V194H131ZM199 195V193H198ZM197 195V196H198ZM130 196V195H129ZM136 196V195H134ZM147 196V195H146ZM145 196V197H146ZM149 196V195H148ZM160 196V195H159ZM170 196V195H169ZM172 196V195H171ZM174 196V195H173ZM189 196V195H188ZM202 196V195H201ZM200 196V197H201ZM206 196V195H205ZM6 197V196H5ZM10 197V196H9ZM141 197V198H142ZM142 198L144 200H142L141 198L137 199V197H135V201H139V200H142L143 202L148 199V197L146 198ZM152 197V195H151ZM155 197V196H154ZM190 197V196H189ZM191 196V198H193ZM199 197V199H201ZM1 198V197H0ZM4 198V197H3ZM8 198V197H7ZM17 198V199H16ZM131 198V196H130ZM129 198V199H130ZM157 198V197H156ZM169 198V197H167ZM196 198V197H195ZM257 200V203H260V201L258 200H261L263 203L264 198L262 199H258V197H256ZM255 198V199H256ZM5 199V198H4ZM126 199V200H125ZM128 199V200H129ZM134 199V198H133ZM146 199V200H145ZM152 199L154 200V198L152 197ZM152 199H151V202H152ZM162 199V198H161ZM160 199V200H161ZM175 199V198H174ZM194 199V198H193ZM163 200V199H162ZM165 200V199H164ZM188 200H191V199H188ZM10 201V200H9ZM141 201V202H142ZM149 201V199L147 200ZM171 201V199H170ZM172 201H175V200H172ZM171 201V202H172ZM179 201V200H178ZM187 201V200H186ZM193 201V200H192ZM191 201V203H192ZM197 201V200H196ZM199 201V200H198ZM197 201V202H198ZM205 201V199L203 200ZM254 201V202H255ZM25 202V203H26ZM142 202V203H143ZM145 202L143 204H145ZM165 202V201H164ZM163 202V203H164ZM188 202V201H187ZM194 202H195V199H194ZM200 202V201H199ZM208 202V203H207ZM8 203V202H7ZM16 203V202H15ZM37 203V202H36ZM74 203V202H73ZM132 203V202H131ZM134 203V202H133ZM138 203V202H137ZM160 203V202H159ZM175 203V202H174ZM196 203V202H195ZM67 204V203H66ZM93 204V205H92ZM155 204V203H154ZM171 204V203H170ZM198 204V203H196ZM201 204V203H200ZM249 204V205H248ZM254 204V206L256 207V203H251V205ZM264 204V203H263ZM88 205V206H90ZM158 205V204H157ZM166 205V204H165ZM164 205V206H165ZM173 205V204H172ZM182 205V204H181ZM184 205V204H183ZM186 205V204H185ZM188 205V204H187ZM186 205V206H187ZM199 205V204H198ZM205 205V204H204ZM248 205V206H247ZM261 205V204H260ZM137 206V205H136ZM168 206V205H167ZM180 206V205H179ZM189 206L190 203H189ZM195 206V205H194ZM253 206V205H252ZM149 207V206H148ZM147 207V208H148ZM185 207V206H184ZM182 206V208H184ZM193 207V206H192ZM197 207V206H196ZM264 207V205H263ZM96 208V207H94ZM93 208V209H94ZM138 208V207H137ZM160 208V207H158ZM170 209V207H168ZM173 209V207H171ZM176 208V207H174ZM181 208V207H179ZM194 208V207H193ZM251 209L253 212H255L256 214L255 215H252L251 216V220L250 218L248 219V217L250 216L248 213L252 214L251 211L248 210ZM92 209V210H93ZM150 209V208H148ZM200 208H198L199 210ZM255 209V210H256ZM138 210V209H137ZM155 210V209H154ZM188 210V208H187ZM185 210V211H187ZM205 210V209H204ZM259 210V211H258ZM145 211V210H144ZM143 211V212H144ZM172 211V210H171ZM194 211V210H193ZM200 211V210H199ZM249 211V212H248ZM95 212V211H94ZM141 212V211H140ZM177 212V211H176ZM183 212V210H182ZM204 212V211H203ZM146 213V212H145ZM168 213V211H167ZM179 213V212H177ZM181 213V212H180ZM187 213V212H186ZM194 213V212H193ZM192 213V214H193ZM141 214V213H139ZM166 214V213H165ZM198 215V213H196ZM203 214V213H202ZM200 214V215H202ZM93 215V214H92ZM143 215V214H142ZM147 215H150V214H147ZM156 215V214H155ZM161 215V214H160ZM186 215V214H185ZM195 215V214H194ZM199 215V216H200ZM206 215V214H205ZM204 215V217H205ZM183 216V215H182ZM191 216V215H189ZM248 216V217H247ZM140 217V216H139ZM144 217V216H142ZM163 217V216H162ZM165 217V216H164ZM186 216H184V220H186L188 218V215H187V218L185 219ZM195 217V216H194ZM198 217V216H196ZM195 217V218H196ZM203 217V215L201 216ZM203 217V218H204ZM245 217V220H250L248 222H250L251 224H249L248 222H245V223H248V224H244L243 225L241 224L242 223V220L241 219H244ZM132 218V217H131ZM137 218V217H136ZM146 218V217H145ZM148 218V216H147ZM166 218H168L166 216ZM194 219L192 216L190 217V219ZM241 218V219H240ZM162 219V218H161ZM198 219V218H196ZM133 220V218L131 219ZM130 220L129 223H131L132 221ZM135 220V218H134ZM133 220V223H135L137 221V219L135 220L134 222ZM167 220V219H166ZM202 220V218H201ZM204 220V219H203ZM202 220V222H203ZM129 221V219H128ZM149 221V219H148ZM164 221V220H163ZM194 221V220H193ZM192 221V222H193ZM153 222V221H152ZM167 222V221H165ZM184 222V221H183ZM187 222V220L185 221ZM191 222V220H190ZM194 222H197V221H194ZM239 222V224H238ZM128 223V222H127ZM128 223V225H129ZM143 223V222H142ZM164 223V222H163ZM188 223V222H187ZM137 224V222H136ZM147 224V222H146ZM189 224V223H188ZM195 224V223H194ZM200 224V223H199ZM202 224V223H201ZM143 225V224H142ZM145 225V224H144ZM143 225V226H144ZM161 225V224H160ZM134 226V225H132ZM136 226V225H135ZM190 226V225H189ZM193 226V225H192ZM197 226V225H196ZM204 226V225H203ZM97 227V226H96ZM166 227V226H165ZM168 227V226H167ZM178 227V226H177ZM176 227V229H177ZM179 227L181 228V226L179 225ZM178 227V228H179ZM69 228V227H68ZM67 227L64 229V232L66 231V229L69 231L71 228L68 229ZM135 228V227H134ZM140 228V227H139ZM143 228V227H142ZM148 227H146L147 229ZM174 228V227H173ZM189 228V227H188ZM192 228V227H191ZM195 228V227H194ZM73 229V228H72ZM76 229V227H75ZM74 229V230H75ZM95 229V228H94ZM99 229V228H98ZM119 229V228H118ZM138 229V228H137ZM137 229L133 230L136 231ZM163 229V227H162ZM167 229V228H166ZM175 229V228H174ZM173 229V230H174ZM193 229V228H192ZM93 230V228H92ZM151 230V229H150ZM157 230V228H156ZM159 230V229H158ZM164 230V229H163ZM170 230V229H169ZM172 230V229H171ZM181 230V229H180ZM189 230V229H188ZM198 230V229H197ZM202 230V229H201ZM199 229V231H201ZM207 230V231H208ZM66 231V232H68ZM103 231V230H102ZM149 231V230H148ZM168 231V230H167ZM178 231V230H177ZM205 231V230H204ZM131 231V234L134 235L135 233H133ZM139 232V231H138ZM142 232V231H141ZM147 232V230H146ZM145 232V233H146ZM173 232V231H171ZM175 232V230H174ZM173 232V233H174ZM189 232V231H188ZM70 233V231L68 232ZM93 233V232H92ZM155 233V232H154ZM165 233V232H164ZM172 233V234H173ZM201 233V232H200ZM131 234H127L128 237H130ZM141 234V233H140ZM144 234V233H143ZM147 234V233H146ZM151 234L152 231H151ZM163 234V233H162ZM193 234V232H192ZM196 234V233H195ZM136 235V234H135ZM179 235V234H178ZM185 235V234H184ZM202 235V234H201ZM149 236V235H147ZM166 236V235H165ZM182 236V235H181ZM180 236V237H181ZM199 236V235H198ZM97 237V236H96ZM172 237V235H171ZM177 237V236H175ZM195 237V236H194ZM197 237V235H196ZM195 237V238H196ZM131 238L133 239V236H131ZM139 238V237H138ZM147 237L145 236V239ZM150 238V237H149ZM169 238V237H168ZM185 238V237H184ZM202 238V237H200ZM93 239V238H92ZM127 239V238H125ZM131 239V240H132ZM135 239V238H134ZM137 239V238H136ZM151 239V238H150ZM208 239V240H207ZM144 240V239H143ZM142 240V241H143ZM149 239H147L148 241ZM152 240V239H151ZM151 240L149 241V243L151 242ZM168 240V239H167ZM175 240V238H174ZM173 240V241H174ZM180 241V239H178ZM95 241V240H94ZM128 241H129V238H128ZM169 241V240H168ZM166 241V242H168ZM199 241V240H198ZM133 242H135V240L133 241L132 240V243L131 241L128 242L127 244H131V247L130 248H127L128 245H126V247L123 249L122 248V251L125 253V250L127 251L125 254V258L126 260V263L124 264H135V263H139V261H141L142 259H136L137 256L135 255L136 253H134V256L128 252V249H132V246H133ZM159 242V241H158ZM186 242H189L186 241ZM148 243V244H149ZM163 243V242H162ZM174 243V242H173ZM125 244V243H124ZM129 244V246H130ZM141 244V243H140ZM170 244V243H168ZM181 244V243H180ZM193 244V243H192ZM207 244V243H206ZM91 245V244H90ZM151 245V244H150ZM175 245V244H174ZM184 245V244H183ZM190 245V242L189 244ZM187 246H183L182 249L187 248ZM197 245V243H196ZM205 245V244H204ZM149 246V245H147ZM166 246V245H165ZM199 246V245H198ZM201 246V245H200ZM199 246V247H200ZM136 247V246H135ZM134 247V248H135ZM152 247V246H150ZM171 247V246H170ZM179 246H177L178 248ZM182 247V245H181ZM194 247V246H193ZM202 247V246H201ZM137 248V247H136ZM135 248V250H136ZM142 248V247H140ZM140 248L138 249V251L140 250ZM175 248V247H174ZM120 249V248H119ZM147 249V248H145ZM150 249V248H149ZM158 249V248H157ZM163 249H164V245H163ZM162 249V250H163ZM171 249V248H170ZM196 250V248H194ZM134 250V249H133ZM134 250V251H135ZM165 250V249H164ZM176 250V249H174ZM179 250V248H178ZM181 250V249H180ZM187 250L189 251L190 250V247L188 249H186V252ZM201 250V249H200ZM121 251V250H120ZM141 251V250H140ZM143 251V250H142ZM150 251V250H149ZM148 251V252H149ZM157 251V250H156ZM184 251V250H183ZM198 251V249H197ZM131 252H133L131 250ZM151 252L150 251V254L151 255ZM170 252V251H169ZM144 253V251H143ZM146 253V252H145ZM177 253V252H176ZM184 253V252H183ZM188 254L190 252H187ZM185 253V254H187ZM195 253H199L198 252H195ZM165 254V252L163 253ZM174 254V253H173ZM192 256L195 257L196 254H194L193 252L191 253ZM194 254V255H193ZM200 254V253H199ZM203 254V252H202ZM128 255V256H127ZM167 255V254H166ZM178 257L179 255L181 254H176ZM183 255V254H182ZM181 255V256H182ZM190 255V254H189ZM144 256V255H143ZM157 256V255H156ZM172 256V254H171ZM175 256V255H174ZM200 256V255H198ZM115 257V256H114ZM140 257V256H139ZM146 257V256H144ZM149 256H147L146 258H148ZM151 257V256H150ZM165 257V256H163ZM186 257V255H185ZM197 257V255H196ZM157 258V257H155ZM172 258V257H171ZM182 258V257H181ZM181 258L179 259V261H184V260H181ZM184 258V257H183ZM193 258V257H192ZM202 258V257H201ZM243 258V257H241ZM245 258V257H244ZM167 259V258H166ZM238 259V258H237ZM118 260V258H117ZM148 260V259H147ZM172 260V259H171ZM173 260H175L173 258ZM190 260V259H189ZM192 260V259H191ZM196 260V259H195ZM123 261V262H124ZM137 261V262H136ZM151 261V260H150ZM165 261V259H164ZM162 261V262H164ZM197 261V260H196ZM238 261V260H237ZM240 261V260H239ZM186 262H187V258H186ZM190 262V261H189ZM192 262V261H191ZM199 262V261H198ZM197 262V263H198ZM229 262V261H228ZM116 263H118L116 261ZM150 263V262H149ZM168 263V262H167ZM172 263V262H171ZM179 263V262H178ZM195 263V262H194ZM196 263V264H197ZM115 264V263H114ZM141 264V262H140ZM145 264V263H144ZM162 264V263H161ZM169 264V263H168ZM182 264V262L180 263Z\"/></svg>","mask_w":264,"mask_h":264}]
</instances>
